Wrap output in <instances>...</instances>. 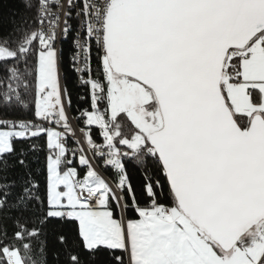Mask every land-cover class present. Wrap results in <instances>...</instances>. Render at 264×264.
Listing matches in <instances>:
<instances>
[{"label":"snow or ice","instance_id":"snow-or-ice-1","mask_svg":"<svg viewBox=\"0 0 264 264\" xmlns=\"http://www.w3.org/2000/svg\"><path fill=\"white\" fill-rule=\"evenodd\" d=\"M22 2L0 36V264H48L49 232L64 264H264V0Z\"/></svg>","mask_w":264,"mask_h":264},{"label":"trees","instance_id":"trees-1","mask_svg":"<svg viewBox=\"0 0 264 264\" xmlns=\"http://www.w3.org/2000/svg\"><path fill=\"white\" fill-rule=\"evenodd\" d=\"M9 11L18 12L20 14H25V15L27 14L25 13L22 0H0V36H3L11 31V25L5 22V18L7 17V14ZM17 19H19V16H17ZM60 48L63 50L64 58H65V61L67 62L70 56V53H71V40H66V41L61 42ZM66 76H67V73H66ZM67 80L69 83V87H71L73 91V105H74V108H76L79 106L77 105V95L83 94L84 89L74 87V84H75L74 77L67 76ZM83 106L87 107V105H83ZM77 114L78 113L76 112L73 113L74 116ZM94 136L97 139V141L100 142L101 138L99 136V133L94 132ZM37 143L40 144L43 142L38 141ZM40 163L41 164L43 163L42 155H40ZM34 166L39 168V165H34ZM105 174L107 178H110V174L108 172H105ZM128 174H129L131 183L139 192L140 186L143 182L142 173L139 171H136L133 166L129 165ZM9 228L11 229V222H9ZM59 247L60 246L57 244L55 236H53L51 232H49V235H48V264H64L62 254L60 255L59 261L57 260V252H58Z\"/></svg>","mask_w":264,"mask_h":264},{"label":"built area","instance_id":"built-area-1","mask_svg":"<svg viewBox=\"0 0 264 264\" xmlns=\"http://www.w3.org/2000/svg\"><path fill=\"white\" fill-rule=\"evenodd\" d=\"M63 41H66V40H59V41L57 42V47L60 48V43L63 42ZM72 50H73V43H72V41H71V52H72ZM70 54H71V53H70ZM74 123H75V121H74ZM103 175L105 176V173H103ZM105 177H106V176H105Z\"/></svg>","mask_w":264,"mask_h":264}]
</instances>
